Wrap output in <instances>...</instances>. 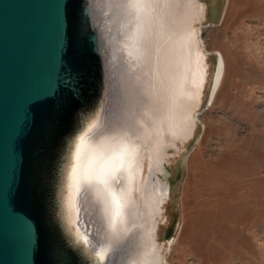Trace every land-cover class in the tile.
<instances>
[{
    "label": "bare ground",
    "instance_id": "1",
    "mask_svg": "<svg viewBox=\"0 0 264 264\" xmlns=\"http://www.w3.org/2000/svg\"><path fill=\"white\" fill-rule=\"evenodd\" d=\"M95 4L104 17L110 93L73 149L65 220L75 243L99 261L114 254L113 264H163L145 246L154 241L155 218L170 190L160 177L165 156L199 119L196 108L208 76L207 55L192 26L200 13L192 0ZM218 63L210 102L223 79L222 54Z\"/></svg>",
    "mask_w": 264,
    "mask_h": 264
},
{
    "label": "water",
    "instance_id": "2",
    "mask_svg": "<svg viewBox=\"0 0 264 264\" xmlns=\"http://www.w3.org/2000/svg\"><path fill=\"white\" fill-rule=\"evenodd\" d=\"M95 0H0V264H113L75 243L64 191L104 107L109 50Z\"/></svg>",
    "mask_w": 264,
    "mask_h": 264
},
{
    "label": "rangeland",
    "instance_id": "3",
    "mask_svg": "<svg viewBox=\"0 0 264 264\" xmlns=\"http://www.w3.org/2000/svg\"><path fill=\"white\" fill-rule=\"evenodd\" d=\"M192 5L208 76L193 132L165 156L170 190L145 248L163 264H264V0Z\"/></svg>",
    "mask_w": 264,
    "mask_h": 264
}]
</instances>
